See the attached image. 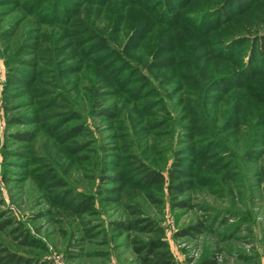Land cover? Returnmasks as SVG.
Segmentation results:
<instances>
[{
    "label": "rangeland",
    "instance_id": "374dc122",
    "mask_svg": "<svg viewBox=\"0 0 264 264\" xmlns=\"http://www.w3.org/2000/svg\"><path fill=\"white\" fill-rule=\"evenodd\" d=\"M82 1L69 0L76 4L73 10ZM84 1L92 3L86 5L89 9L84 7L77 12L58 9L56 16H48L45 14L53 8L43 11L38 7L25 8L22 0H5L0 2V30L10 32L15 28L16 35L28 39V36L47 35L48 42L55 38L50 34L76 33L64 27L73 17H91L103 33L120 28L119 39L127 33L133 48L144 42L160 44L166 54L164 59L172 58L175 66L161 69L153 76L143 73L149 81L143 97L151 102L150 107L157 108L154 111L140 103L138 94L132 90L142 82L132 79L134 70L121 69L116 58L114 63L107 61L109 51H95L92 55V48L87 49L92 45H86L76 51L67 48L62 56L48 55V67L61 76V79L56 77L55 93L62 95L68 90L74 102L72 112H58L64 115L67 126L78 125L79 131L83 130V140L77 141L92 150V160L85 162L66 155L58 157L57 150L50 148L53 132L44 131L41 124L35 123V118H39L38 106H28L23 101L6 105L2 102L9 71L2 54L7 44L0 35V218L12 223L5 232L22 226L27 237L21 240L17 234H2L4 244L21 263L25 258L30 264H141L132 250V240L147 241L155 234L115 231L113 223L147 218L163 230L174 264H198L205 255L213 256L215 264H264V176L263 168H259L263 146L256 129L245 124L231 128L236 114H243V119L250 115L249 109L242 106L243 90L228 85L210 87L204 82L200 73L204 50L197 43L192 47L197 39V25L179 22L175 15L150 19L152 12L142 9L152 8L149 5L152 0ZM129 4H142V8H130ZM162 8L153 15L155 18ZM13 38V35L5 36L7 42ZM38 42L42 46V40ZM27 48L25 45L23 50L28 53L24 59L38 53L37 47ZM114 48L119 50L115 44ZM189 50L196 54L195 60L188 61L185 55H180ZM4 52L6 56L10 51ZM108 65L111 66L106 72L109 88L105 90L100 78L105 75L102 69ZM14 66L19 68L17 63ZM70 67H75L77 72L70 73ZM121 78L127 82L115 89V81ZM241 86L248 87L247 93L263 103L264 85ZM104 90L109 92L106 103L100 96ZM21 92L11 91L10 97H21ZM11 107L15 109L9 110ZM106 107L111 109V117L100 115ZM189 108L199 111L210 135L202 134L193 125L187 128L189 123L185 118ZM13 116L27 117L24 121L29 125L9 124L8 119ZM157 126L160 129L156 130ZM20 131H30L33 137L24 149H21L24 145L11 137ZM185 134L191 137L190 143H185ZM183 148L187 150L180 155L178 165L186 172L190 189L182 195H171L166 188L167 172ZM203 156L224 163L222 170L228 171H217ZM138 159L159 171L165 180L162 191L152 186L137 187L138 193H133V198L144 213L139 218L123 207L125 201L107 203L102 199L117 197L112 194L113 185L100 177L110 174L112 165L116 172L130 178L127 162ZM45 165L64 180L65 192L93 197L95 212L81 215L82 220L63 213L69 211L67 207L43 189L42 172L54 173ZM181 201L186 205H177ZM198 224L205 228L201 234L191 230ZM187 229L191 234L180 236Z\"/></svg>",
    "mask_w": 264,
    "mask_h": 264
},
{
    "label": "trees",
    "instance_id": "16d2710c",
    "mask_svg": "<svg viewBox=\"0 0 264 264\" xmlns=\"http://www.w3.org/2000/svg\"><path fill=\"white\" fill-rule=\"evenodd\" d=\"M5 0H1L3 2ZM21 5L27 7L43 8V11L47 7L53 8L52 12H47L45 15L56 16L58 9L65 10L66 12H77L80 9L86 7L89 9L88 4L91 2L82 1L80 5L76 6V10H73L75 3H70L69 0H22ZM144 1V0H141ZM130 3H134V0H129ZM170 3H172L170 5ZM150 8L147 6L142 9L143 12H152L150 19H166L172 15L179 18V22L193 23L198 26L197 39L192 47L197 43L204 52L202 58L203 63L200 67L201 77L204 82L210 87H222L230 86L233 89L243 90V103L242 106L249 109L250 115L247 119H243V114H236L231 122L233 127L237 125H247L255 130V133L259 137L260 143L263 146L261 156V174L264 176V101L260 103L259 100L252 98L248 87L244 88V83L254 85H264V0H152L150 1ZM180 5V6H179ZM130 6V4H129ZM163 7L161 12H158V17L153 15L157 13L160 7ZM13 7V6H12ZM19 7V6H18ZM57 7V8H54ZM73 7V9H72ZM130 8H142V4L131 5ZM12 8H9V10ZM7 10V11H9ZM22 10V9H21ZM152 10V11H151ZM5 11V12H7ZM179 11V12H174ZM73 17V16H72ZM97 20V19H96ZM36 21V20H35ZM34 22L32 24L34 25ZM70 22V23H69ZM64 27L71 30L69 34H56L54 39L46 42L45 38L40 36H28L23 38L21 34L16 35L15 28H12L10 32L7 30L1 31L0 35L5 40L7 47L4 48L9 55L3 50V58L5 59V65L9 74H7L5 87L2 90V102L5 105L12 101H23L28 106H38V116L35 118V123L41 124L44 127V131L53 132L52 144L50 148L57 150V155H66L71 158H77L85 162L91 161L90 154L92 150L87 149V145L79 143L77 140H83V130L79 131L78 125L67 126L64 122V115L59 114V110L72 112L74 102L71 100L70 94L67 91H63L62 95L55 93L54 85L56 82V76L54 71L48 67V55L62 56L63 50L69 48L73 51L78 50L80 47L86 45H92L91 54H95V51H109V57L107 61L114 63L115 58L121 63V69L124 70L133 69L135 75L132 79H137L139 85L132 88L138 96L139 102L147 106L148 109L157 111L156 107H150L151 102L143 97L144 90L148 87V77L144 74L154 75L161 69H170L175 66L172 58H166L164 50L158 46H154L150 42H144L141 46L133 48L132 38L128 39V34L125 33L122 39L118 38L120 28H116L111 32L103 33L100 29L96 28L94 22L95 19L87 17L85 19H79L76 16L73 17ZM12 32V33H11ZM13 35V40L7 42L5 36ZM29 40L34 42L30 43ZM39 40H42L41 46ZM71 42L67 43V41ZM144 40V39H142ZM28 43V44H26ZM60 44L59 46H57ZM114 44L119 50H115ZM37 47V54L33 53L26 59L23 50ZM138 51H136V49ZM11 49V50H10ZM60 51V52H59ZM180 55H185L188 61L196 59V54L193 51L180 52ZM134 61V64L130 62ZM17 63L19 68H15L14 64ZM111 68L110 65L104 67L102 72L105 73L101 79L104 89L109 87L106 84L107 71ZM75 67H70L72 72L76 73ZM131 71V70H130ZM144 73V74H143ZM69 76V75H65ZM120 77V76H119ZM247 78L245 81L244 79ZM58 78L61 79V76ZM130 80V79H129ZM127 82V79L121 78L119 81H115L113 86L118 88V84ZM22 91L21 97L12 99L10 96L11 91ZM104 90L103 101L106 103L109 92ZM28 97V98H26ZM15 109V107L8 108ZM105 117H111L112 112L109 107L103 108L100 111V115ZM27 118V117H26ZM26 118L22 116H13L8 119V123L27 124ZM185 120L189 123L188 129H191L192 125L198 127L199 131L204 135H210L211 131L208 128V124L203 120L199 111L195 108H189L187 110V116ZM15 124V125H20ZM29 125V124H27ZM160 129L157 126L156 130ZM77 133V134H76ZM32 133L30 131L16 132L11 137L13 140L21 143V149H24L27 143L33 141L31 138ZM187 140L185 143H190L191 137L189 134L184 135ZM124 146L126 143L124 142ZM186 148V147H185ZM183 148L180 153L175 156V161L167 172V191L171 195H182L186 193L190 188L188 187L189 180L184 170H181L178 162L181 159L180 155H183L187 149ZM189 149V148H188ZM85 151V153H82ZM22 155L25 154L23 150H20ZM96 156H97V152ZM261 153V154H262ZM202 159L207 160L214 164V168L217 171L226 173L228 170L223 169L224 163L214 161L211 156H203ZM44 162V160H41ZM136 164L135 166H133ZM49 170L54 173L50 175L48 170L42 172L43 175V189L50 191L54 197H57V201L61 206L67 207L69 211H62L69 217H79L84 214H92L95 212V200L93 197L84 195L81 193H67L64 191L66 183L57 174V172L50 166ZM111 168L110 174L104 176L100 174L102 179H106L107 183L113 185V195L117 198H102L107 203H122L134 217H142L144 214L140 205L135 202L133 193L137 192V187L141 189L147 187H157L162 191L165 180L162 174L144 164L141 160L134 162L128 161L126 172L129 171V177H125L123 172H116L115 166H109ZM63 180V181H62ZM130 191H132L130 193ZM134 191V192H133ZM129 192V196H126ZM138 193V192H137ZM127 203V204H126ZM177 205L185 206L184 201L178 202ZM56 215V214H55ZM53 219H56L53 216ZM82 220V219H81ZM151 224L150 227L146 226ZM12 223L9 220H1L0 218V264H30L28 260L22 258V263L16 259V255L10 251V249L4 244L2 234H17L18 237L26 239L21 227L12 228L8 232H5L8 227H11ZM115 231L135 232L140 234L154 233V238H149L147 241H142L139 238L132 240V250L136 254L141 264H174L173 257L169 252L168 245L164 241L163 230L154 225L149 219H137L130 221H119L113 223ZM149 227V229H148ZM24 229V228H23ZM195 233L201 234L204 232V226L198 224L193 226ZM183 234L180 236H188L191 234L190 229L183 230ZM88 234L89 232H85ZM198 264H215L213 256L205 255L201 258Z\"/></svg>",
    "mask_w": 264,
    "mask_h": 264
}]
</instances>
